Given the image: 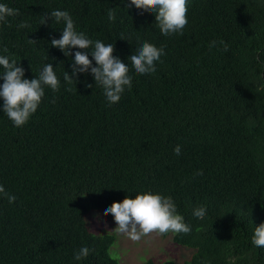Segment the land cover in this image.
I'll list each match as a JSON object with an SVG mask.
<instances>
[{"label":"trees","instance_id":"1","mask_svg":"<svg viewBox=\"0 0 264 264\" xmlns=\"http://www.w3.org/2000/svg\"><path fill=\"white\" fill-rule=\"evenodd\" d=\"M4 2L20 12L0 26V53L21 61L28 78L52 62L62 86L46 89L23 127L0 109V183L17 197L0 196V264H122L111 254L116 236L94 234L87 218L149 190L171 195L192 228L162 234L192 250L190 261L161 264H264V247L252 243L264 222V62L256 59L264 61V3L189 0L184 34L164 36L154 13L124 0ZM54 9L70 11L79 30L113 43L121 58L143 40L167 54L154 74L130 67L132 86L107 101L90 74L63 82L71 60L49 45L63 25H41ZM220 39L227 52L209 47ZM199 205L204 220L192 215ZM82 243L90 252L75 260Z\"/></svg>","mask_w":264,"mask_h":264},{"label":"clouds","instance_id":"2","mask_svg":"<svg viewBox=\"0 0 264 264\" xmlns=\"http://www.w3.org/2000/svg\"><path fill=\"white\" fill-rule=\"evenodd\" d=\"M129 7H138L155 14L154 26L158 27L164 36L183 35L186 25L189 23L187 16L189 0H124ZM264 3V0H260ZM20 10L9 6L4 0H0V26L9 23V18L19 15ZM108 19L116 21L117 12L114 8L108 9ZM51 26L62 24L59 38L53 37L49 45L60 49L71 60V72H63V82L71 85L78 82L81 74L93 77L95 85L101 87L107 101L119 100L125 88L132 86L131 67L136 73L147 75L157 71V62H163L166 55L164 45L143 40L135 45V50L130 51L126 58H121L116 52L114 44L105 43L101 39H92L87 33L79 30L76 21L70 11L66 9H54L46 12L41 19V25ZM21 28L29 27L28 22H22ZM209 47H219L227 52L230 45L227 41L213 40ZM260 53L256 59L260 60ZM131 64H129V61ZM58 66L52 62L45 63L39 70V74L28 78L27 69L21 61L9 55L0 53V109L12 121L14 126L26 125L44 101L46 89L58 92L62 81L57 71ZM88 87H93L91 83ZM182 146L177 145L175 152L181 154ZM0 196L7 197L10 203L17 200L15 194L9 193L5 185L0 183ZM101 212L112 214L117 223L114 231L123 234L132 240H140L144 235L153 231L160 234L173 232L176 234L190 233L191 225L186 222L185 216L179 212L178 205L171 195L160 192L143 191L133 196H126L122 201H114L110 205L101 208ZM192 215L204 220L208 215L206 205L193 208ZM94 216H99L95 213ZM252 243L256 247H264V222L255 225ZM90 252L87 243H82L73 250V258L79 260Z\"/></svg>","mask_w":264,"mask_h":264},{"label":"rangeland","instance_id":"3","mask_svg":"<svg viewBox=\"0 0 264 264\" xmlns=\"http://www.w3.org/2000/svg\"><path fill=\"white\" fill-rule=\"evenodd\" d=\"M99 213V216H94ZM88 227L94 234H113L116 243L111 254L122 264H142L149 259L161 264L166 261L184 263L190 261L193 251L175 244L172 237H164L157 231L144 235L140 240L117 234V223L111 221L108 213L91 212L87 218Z\"/></svg>","mask_w":264,"mask_h":264}]
</instances>
